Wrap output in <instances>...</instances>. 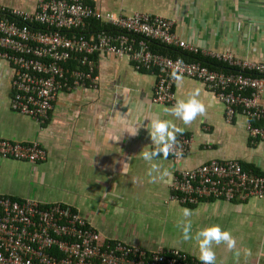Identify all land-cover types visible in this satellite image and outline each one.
I'll list each match as a JSON object with an SVG mask.
<instances>
[{"label":"crops","instance_id":"0c3cea01","mask_svg":"<svg viewBox=\"0 0 264 264\" xmlns=\"http://www.w3.org/2000/svg\"><path fill=\"white\" fill-rule=\"evenodd\" d=\"M37 0H0L4 8L32 12ZM96 10L128 16L151 13L174 21L177 36L199 50L230 51L236 57L264 64V0H90ZM95 88L61 91L47 122L39 126L9 108L13 70L0 59V138L37 142L46 159L31 164L0 158V195L30 199L43 205L60 203L74 209L91 227L111 241L152 251L177 249L196 259L195 239L183 241L178 222L191 209L192 235L219 224L237 240L240 255L214 245L216 264H264V199L242 203L202 202L193 207L169 201L175 169L188 170L210 159L236 160L245 169L264 174V143H250L246 119L224 121V107L199 81L182 77L172 85L174 103L151 102L155 76L135 71L127 57L93 56ZM196 89L206 114L190 125L164 112ZM159 115L192 136L189 151L173 164L155 161L172 175L151 182L149 164L140 152L152 146L150 121ZM141 123L138 134L131 130ZM124 163H127L123 168ZM250 249L251 255H245Z\"/></svg>","mask_w":264,"mask_h":264},{"label":"built area","instance_id":"2783aa9c","mask_svg":"<svg viewBox=\"0 0 264 264\" xmlns=\"http://www.w3.org/2000/svg\"><path fill=\"white\" fill-rule=\"evenodd\" d=\"M90 0H37L26 12L0 6V59L13 70L9 108L43 126L61 91L95 88L93 56L127 57L135 71L155 76L151 102L174 103L171 73L201 82L224 107V121L246 119L249 142L264 143V64L236 57L230 51L204 56L230 71L209 68L152 51L149 42L190 54L199 50L181 40L174 21L151 13L128 16L101 12ZM98 23L100 29L93 30ZM179 61V63H178ZM182 156L192 136L178 135ZM0 158L31 164L46 159L37 142L0 138ZM169 201L193 207L202 202L242 203L264 199V174L244 169L236 160L210 159L188 170L175 169ZM0 264H200L177 249L148 251L104 238L68 205H43L0 195Z\"/></svg>","mask_w":264,"mask_h":264},{"label":"clouds","instance_id":"9594fccd","mask_svg":"<svg viewBox=\"0 0 264 264\" xmlns=\"http://www.w3.org/2000/svg\"><path fill=\"white\" fill-rule=\"evenodd\" d=\"M179 63V61H178ZM171 78L180 81L182 75L177 71L171 73ZM201 95L200 90L196 89L188 95L186 99L178 100L171 108H165L164 112L171 115L178 120L182 121L184 125H190L199 116L206 114V105L199 98ZM149 135L152 141L151 148L149 150H143L140 152L142 159L149 164L148 177L151 182L157 180L164 181L166 178H170L172 173L167 169H161V166L156 163L158 157L167 159L170 155L180 157L182 156V146L178 142V135L183 133V128L177 126L170 119H163L159 115H155L150 121ZM141 123L134 126L130 131L124 130L115 139L118 141L122 138L124 132H127L131 136L138 134ZM127 163H124L123 168ZM193 211L188 208L182 210V219L178 222V227L181 230L182 240L187 242L192 239L198 244V260L200 264H216V252L214 245H226L229 251L234 252L236 256L240 255L239 249H237V240L229 230H224L219 224H213L205 227L196 232L195 236L192 235V221L191 216ZM244 254L251 255L250 249H244Z\"/></svg>","mask_w":264,"mask_h":264},{"label":"trees","instance_id":"16d2710c","mask_svg":"<svg viewBox=\"0 0 264 264\" xmlns=\"http://www.w3.org/2000/svg\"><path fill=\"white\" fill-rule=\"evenodd\" d=\"M91 29L93 30L100 29V26L98 23H93ZM148 45L152 51L172 57V58L179 57L185 61H200L202 64L208 66L209 68H215V69L223 70V71H230L231 69V68H228L225 64L218 62L213 58L204 56L200 53L190 54L178 48L167 47V46H164L156 42H152V41L149 42Z\"/></svg>","mask_w":264,"mask_h":264}]
</instances>
